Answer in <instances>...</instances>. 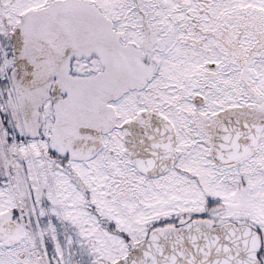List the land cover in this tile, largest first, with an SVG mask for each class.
<instances>
[{"label":"snow or ice","instance_id":"obj_1","mask_svg":"<svg viewBox=\"0 0 264 264\" xmlns=\"http://www.w3.org/2000/svg\"><path fill=\"white\" fill-rule=\"evenodd\" d=\"M0 264H264V0H0Z\"/></svg>","mask_w":264,"mask_h":264}]
</instances>
